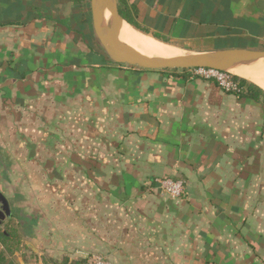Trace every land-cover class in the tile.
<instances>
[{
    "label": "crops",
    "instance_id": "obj_1",
    "mask_svg": "<svg viewBox=\"0 0 264 264\" xmlns=\"http://www.w3.org/2000/svg\"><path fill=\"white\" fill-rule=\"evenodd\" d=\"M130 1L174 51L264 49V0ZM85 3L0 0V230L18 239L0 253L264 264V104L182 70L107 63ZM155 178L183 179V194Z\"/></svg>",
    "mask_w": 264,
    "mask_h": 264
},
{
    "label": "water",
    "instance_id": "obj_2",
    "mask_svg": "<svg viewBox=\"0 0 264 264\" xmlns=\"http://www.w3.org/2000/svg\"><path fill=\"white\" fill-rule=\"evenodd\" d=\"M92 23L95 34L107 55L116 63L145 69H188L212 67L221 70L238 62L264 58V49H222L209 52H189L172 57L147 56L134 47L123 43L119 34L125 19L119 12L118 0H90ZM111 20L105 24V12ZM229 71V70H228ZM10 214L7 199L0 193V218Z\"/></svg>",
    "mask_w": 264,
    "mask_h": 264
},
{
    "label": "bare ground",
    "instance_id": "obj_3",
    "mask_svg": "<svg viewBox=\"0 0 264 264\" xmlns=\"http://www.w3.org/2000/svg\"><path fill=\"white\" fill-rule=\"evenodd\" d=\"M110 20L111 13L107 10L104 23L107 24ZM119 38L123 43L134 47L138 52L147 56L172 57L185 53L174 51L168 45L140 32L126 21L121 28ZM228 70L264 88V58L238 62L230 66Z\"/></svg>",
    "mask_w": 264,
    "mask_h": 264
},
{
    "label": "trees",
    "instance_id": "obj_4",
    "mask_svg": "<svg viewBox=\"0 0 264 264\" xmlns=\"http://www.w3.org/2000/svg\"><path fill=\"white\" fill-rule=\"evenodd\" d=\"M73 1L74 4H82L85 3L87 0H71ZM89 5V4H88ZM90 8V7H89ZM118 8L120 14L123 16L126 22L131 24L133 27L136 29L145 32V33H150L148 29L144 28L138 21L139 18V9L138 6L130 0H118ZM154 37L165 41V42H170V39L168 37L161 36L159 34H152ZM105 61L107 63H113L116 64L107 54L105 55ZM178 70V69H174ZM234 78L239 82V85L241 86V92L238 93L239 96L241 97H247L251 98L256 101H260L264 104V89L259 86L258 84L249 81L246 78H243L238 75H234ZM9 240V245L12 247H15V245L18 243L17 239V233H12V231H1L0 230V241L3 243L5 248H7L8 252H12V248L8 246V241ZM8 260L6 259V256L3 252L0 253V264H10L7 262ZM55 264H89L87 259L85 258H79L75 261H70L69 259H64L62 261H58Z\"/></svg>",
    "mask_w": 264,
    "mask_h": 264
},
{
    "label": "built area",
    "instance_id": "obj_5",
    "mask_svg": "<svg viewBox=\"0 0 264 264\" xmlns=\"http://www.w3.org/2000/svg\"><path fill=\"white\" fill-rule=\"evenodd\" d=\"M189 78H201L214 81L223 90L238 94L241 92L239 82L234 78L232 72L212 67H191L181 69ZM158 191L172 198L181 197L184 192L185 182L183 179L155 178L154 180ZM89 264H113L110 260L102 256L93 257Z\"/></svg>",
    "mask_w": 264,
    "mask_h": 264
},
{
    "label": "rangeland",
    "instance_id": "obj_6",
    "mask_svg": "<svg viewBox=\"0 0 264 264\" xmlns=\"http://www.w3.org/2000/svg\"><path fill=\"white\" fill-rule=\"evenodd\" d=\"M84 5H85L86 8L90 7V0H87ZM89 18H90V28H89V33H88V38L87 39L92 44V46L94 48H96L99 51L107 54L106 51H105V49L103 48V46L101 45V43L99 42V40H98V38H97V36L95 34V31H94V28H93V23H92V15H90ZM213 43L215 44V47L216 46H223V47H225L226 45H229L230 44V45H243V46H245V49H256V50L263 49V46L260 45V44H258V43L248 42V41H240L239 39H233L230 42H229V40H223L222 39V40L214 41ZM201 45H202V43H199V48L200 49H201V47H200ZM185 53H189V52L186 51ZM117 64H119V63H117ZM178 70H181V69H178ZM182 72L184 73V71H182Z\"/></svg>",
    "mask_w": 264,
    "mask_h": 264
}]
</instances>
